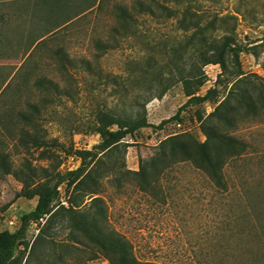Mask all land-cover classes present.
Masks as SVG:
<instances>
[{
  "label": "rangeland",
  "instance_id": "obj_1",
  "mask_svg": "<svg viewBox=\"0 0 264 264\" xmlns=\"http://www.w3.org/2000/svg\"><path fill=\"white\" fill-rule=\"evenodd\" d=\"M134 1L103 0L101 9L53 32L60 18L38 10L34 6L37 0H23L26 15L21 22L12 23L14 34L22 38L14 39L8 48L13 53L0 52V153L7 154L14 168L39 169L60 160V172L76 169L83 153L99 142L93 132L99 111L121 119L145 116L149 123L121 141L116 158L121 161L124 157L131 171H136L139 159L149 158L167 137L189 133L204 140L198 115L206 117L215 107L214 101L190 105L181 112V122L157 128L187 101L180 76L189 73L188 53L184 52L188 35L172 20L138 15L130 33L115 31L114 6H130ZM197 1L202 24L215 18L213 35H231L242 48L241 71L264 86V0ZM57 51L68 60H62ZM176 53H182L186 60L180 74L174 63ZM226 59L228 70L219 82L218 65L201 69L200 61L195 64V72L200 68L205 75L196 95L215 87L216 100H223L236 71L230 57ZM39 80L58 85L62 94L39 87ZM22 115L31 117L33 128ZM25 131L36 132L45 147L24 144L21 136ZM232 135L247 147L225 164V191L214 188L205 174L187 162L167 171L152 194L139 191L131 180L121 186L104 182L99 196L107 206L108 224L133 245L140 261L234 264L239 257H256L257 264H264V253L257 252L249 234L258 222L264 224V117L246 120ZM44 148L52 162L42 158ZM21 188L14 176L0 177V232L17 229L20 216L36 205V198L17 197ZM60 192L55 209L67 206L62 187ZM69 231L57 227L50 239L30 251L39 234L30 228L28 249L20 248L13 264H109L101 256L88 260L92 248L84 239L74 246ZM244 245L253 248L254 256L234 250Z\"/></svg>",
  "mask_w": 264,
  "mask_h": 264
},
{
  "label": "trees",
  "instance_id": "obj_2",
  "mask_svg": "<svg viewBox=\"0 0 264 264\" xmlns=\"http://www.w3.org/2000/svg\"><path fill=\"white\" fill-rule=\"evenodd\" d=\"M44 10L48 15L55 14L60 18L53 32L64 28L74 20L102 7L103 0H42ZM197 0H135L130 6L115 5L113 10L117 18L115 31L130 33L135 16H147L156 21H174L176 28L187 34L184 52H187L189 73L180 76L187 97L176 114L160 123L161 129L171 121L181 122L180 114L190 105H199L214 101L215 107L206 116L198 115L199 129L204 137L200 141L189 133H181L167 137L155 148L154 153L147 159H139L138 169L131 171L126 168L124 157L118 160L121 141L127 136L135 135L140 129L149 127L145 116L137 119H121L109 113L99 111L95 115L93 132L99 136V142L90 151L83 153L80 165L70 171L60 172V160L53 165L40 167L31 166L14 168L6 153H0V177L12 175L17 178L22 188L18 198L32 200L36 198L33 210L19 218V226L13 231L0 232V264H13L16 252L28 249L27 233L31 223H37L39 234L33 241L30 251L37 244H42L51 238L57 227L69 229V238L74 244L84 241L92 248L88 260L98 256L103 257L109 264H158L152 261H140L133 245L119 232L108 224L107 206L101 193L104 182L116 183L132 181L139 191L152 194L158 181L173 166L179 163H190L201 171L214 188L225 191L227 185L224 179L225 164L246 151V143L232 135V131L250 118L264 117V86L261 82L250 80L240 68L239 55L242 48L234 43L231 35L217 38L213 18L202 24V15L197 10ZM51 31V33H53ZM62 60H68L60 51L56 52ZM181 53H176L175 68L184 70L186 60ZM229 56L235 66L232 74L231 88L223 100H216L217 89L210 88L204 95H196L204 85L205 75L202 71L195 72V64L200 61L201 69L207 65H218L221 76L227 72ZM217 82V81H216ZM39 87L53 89L61 93L58 85L51 81H37ZM34 111L36 107L31 106ZM25 119V115H22ZM33 128L31 117L25 119ZM35 128V127H34ZM21 141L31 144L37 149L45 147V142L31 131L22 133ZM42 158L47 162L50 157L46 149H42ZM63 188L66 204H59L60 188ZM253 206V204H252ZM39 219H44L43 225ZM250 237L255 241L257 252L264 253V224L251 228ZM236 247V249H235ZM238 254L254 256L255 251L249 245L235 246ZM240 258V257H239ZM234 260V264H257L258 259Z\"/></svg>",
  "mask_w": 264,
  "mask_h": 264
},
{
  "label": "crops",
  "instance_id": "obj_3",
  "mask_svg": "<svg viewBox=\"0 0 264 264\" xmlns=\"http://www.w3.org/2000/svg\"><path fill=\"white\" fill-rule=\"evenodd\" d=\"M36 8L45 12L42 0L34 3ZM26 15V5L23 0H0V52L13 53L11 49L13 40H21L22 36L14 34L12 23L21 22ZM51 34V33H50ZM40 42V41H39Z\"/></svg>",
  "mask_w": 264,
  "mask_h": 264
},
{
  "label": "built area",
  "instance_id": "obj_4",
  "mask_svg": "<svg viewBox=\"0 0 264 264\" xmlns=\"http://www.w3.org/2000/svg\"><path fill=\"white\" fill-rule=\"evenodd\" d=\"M72 159H73V157H72ZM65 204V203H64ZM39 223L40 224H43L44 223V219H39ZM34 229L36 232H38V227H37V223H31V225H30V227H29V229Z\"/></svg>",
  "mask_w": 264,
  "mask_h": 264
}]
</instances>
